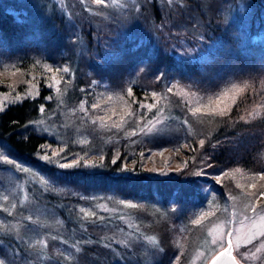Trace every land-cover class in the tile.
Returning <instances> with one entry per match:
<instances>
[{"label": "trees", "instance_id": "1", "mask_svg": "<svg viewBox=\"0 0 264 264\" xmlns=\"http://www.w3.org/2000/svg\"><path fill=\"white\" fill-rule=\"evenodd\" d=\"M133 17L102 26L83 5L70 10L59 0H0V91L9 94L0 111V147L69 187L72 204L49 200L68 228L89 230L98 220L96 214L75 219L73 201L83 194H116L143 214L154 202L186 210L203 204L210 191L222 195L264 172V0H142ZM234 89L223 115L202 107ZM83 99L101 105L92 109L110 123L96 118L92 125L107 136L67 152L63 139L51 141L36 122L62 128L65 116L80 118ZM141 101L155 107L140 109ZM162 102L172 129L143 134L139 122ZM41 145L80 163L52 164L38 156ZM83 154L94 167L83 165ZM256 183V189L247 185L249 193L258 194L264 180ZM181 222L178 214L146 222L162 246L152 262L122 259L93 242L87 264H181Z\"/></svg>", "mask_w": 264, "mask_h": 264}, {"label": "rangeland", "instance_id": "2", "mask_svg": "<svg viewBox=\"0 0 264 264\" xmlns=\"http://www.w3.org/2000/svg\"><path fill=\"white\" fill-rule=\"evenodd\" d=\"M59 2H65L70 10L78 4L83 5L91 15H96L98 24L103 26L108 19L124 25L133 22V16L137 13L142 0H105L103 5H97L95 0H59ZM240 10L241 5L235 8V11L240 12ZM55 81H59V77H54L52 81L53 85L59 86ZM234 92L235 89L225 90L219 94V97L224 93H227V96H223L218 110H223L232 103ZM8 95L5 91H0V108L7 103ZM82 101L85 102V110L81 111L80 107L78 108L80 118L65 116L62 120V128L52 126L47 119L43 120L44 127L52 138L51 141L61 138L63 145L68 144L71 147L67 152L79 151L77 145L84 144L81 141L99 142L107 136V134L103 135L105 133L103 131L101 133L95 131L92 124L97 120L98 115L87 99ZM141 104L145 105L146 102L139 103L140 109ZM213 107L215 108L216 105L213 104ZM168 108L169 105L162 102L149 119L139 122V129H145L143 134L172 129L173 125L167 120ZM100 117L108 116L105 117L100 113ZM113 119L117 118L113 117ZM100 122L110 123L108 120ZM108 128L107 126L106 129ZM148 128H152L153 131L148 132ZM109 137L113 136L109 134ZM54 151L49 145H45L38 156L41 158L45 154L51 156ZM65 153L62 152L60 156L47 161L57 166L61 163H71L73 160L62 161ZM2 156H8L9 160L15 162L10 164L0 159V260H3L4 264H87L86 250L93 242L104 244L114 255L122 259L130 256L133 260L140 257L142 262H152L162 246L158 231L148 228L146 222L150 219L172 217L174 214L180 216L181 225L186 230L184 238L181 239L180 251L183 252L181 264H208L211 256L222 249L220 242L222 241L223 246H226L229 231L233 233L231 237L233 254L240 263L264 264V235H258L264 232V221L258 218L264 216V198L257 201L256 196L248 195L249 189H247V185L259 182V178H250L248 181L245 178L240 179L236 182L238 189L232 188L222 195L210 191L207 200L198 207L170 210L154 202L151 210L146 211L145 214L137 212L130 201L116 194L99 191L83 194V197L73 201L76 206L75 219L78 221L85 219L86 216L80 211L85 209L95 213L98 220L93 221L94 226L89 230H79L75 226L66 227L63 219L49 202V200H58L72 204L71 198L67 197L69 195L67 185L60 184L56 179L27 162L14 159L6 149L0 147V157ZM81 158L83 165L87 160L93 163L85 166L94 167L96 162L91 157L83 154ZM17 165L28 171H21ZM203 176L213 179L219 177L209 174ZM42 179L45 182H42ZM4 196L8 199L5 200ZM121 201L124 203H120ZM250 203L257 204L258 208L255 225L245 219V216H253L250 207H246ZM29 217L31 219H28ZM201 217L203 219L199 225L192 223L193 220ZM82 226L85 228V225ZM253 236L256 238L250 243H245ZM148 237H155V242L147 239ZM40 240L45 241V246L42 247L37 243ZM213 240H217L218 243L213 245Z\"/></svg>", "mask_w": 264, "mask_h": 264}, {"label": "snow or ice", "instance_id": "3", "mask_svg": "<svg viewBox=\"0 0 264 264\" xmlns=\"http://www.w3.org/2000/svg\"><path fill=\"white\" fill-rule=\"evenodd\" d=\"M95 3H96L97 5H103V4L105 3V0H95ZM49 71H51V69H49ZM63 71H64V72H68L69 69H68V68H64ZM161 78H162V74L159 75V76H157V79H158V80L161 79ZM55 82H56V84H59V83H60V81H55ZM167 91H168L169 93H171V92L173 91L172 87H169ZM128 95H129V96H132V95H133V91H132L131 88L128 89ZM152 96L155 97V96H156V93L153 92V93H152ZM223 96H227V93H224ZM223 96H221V97H217V99H216L215 101H212V100L210 99V100H209V104L202 105V107H203L205 110H207V111H210V112H216V111H217V108H218L219 105L222 103ZM47 98L50 99L51 97H47ZM121 98H122V97H121ZM112 99H113V98H112L111 96L108 97V100H112ZM213 103L216 105L215 108H213V107L210 106V105L213 104ZM140 106H141V107H147L148 109H152V108L155 107L154 104H148V105H143V104H141ZM91 107L94 108V109H97V108H100L101 105H100L99 103H93V104L91 105ZM129 107H130V106H129ZM2 110H3V109L0 108V111H2ZM80 110H81V111H84V110H85V102H83V101H82L81 104H80ZM40 111H41V112H44V111H45V109H44L43 106L40 107ZM161 111H162V109H161ZM192 111H193L194 113H199V112L201 111V107H197V108L193 109ZM131 114H132L131 112L127 113V115H131ZM220 114L223 115V114H224V111L221 110V111H220ZM97 119H98V120H101V121L104 120L103 117H99V118H97ZM109 119H111V117H109ZM123 119H124V117L122 116V117H121V120H123ZM36 123H43V122H42V121H37ZM157 123H160V121H157ZM185 123H187V121H185ZM113 126L116 127V128H120V127H121V125H120L119 123H116V122H113ZM141 131L143 132V131H145V129H141ZM147 131H148V132H152L153 129H152V128H148ZM134 134H135V133H133V135H134ZM81 143L86 144L87 141L84 140V141H81ZM199 143H200L201 145H203V144L205 143V141H204V140H201ZM49 147H50V146H49ZM41 148H44V146L41 145ZM63 151H64L63 149H61L60 152H55V151H54V152H52V155H51V156L45 154L42 158H43L44 160H52L53 157L60 156V154H61ZM161 154H162V153H161ZM0 159H3L4 161H6V162H8V163H10V164H14V163H15L14 161L9 160L8 156H2V157H0ZM79 163H80V160H73L71 163H61L59 166L62 167V168H68V167L76 166V165L79 164ZM92 163H93L92 161H87V160L84 161V164H85V165H89V164H92ZM185 163H186V162H185ZM17 167H20V166L17 165ZM20 170H21V171H24V172H27V171H28V169H26V168H22V167H20ZM225 175H226V174H225ZM258 177H259V180H264V172L259 173V174H258ZM217 180L219 181V180H220V177H217ZM42 182H45V181H43V179H42ZM241 187H243V185H241ZM248 187L251 188V189H256V188H257V183H251V184L248 185ZM259 189H260V191L258 192V194H257V193H249L248 195H250V196H256L257 201H258L260 198H264V183L259 184ZM4 199L7 200L8 197H7V196H4ZM120 203H124V201H121ZM246 207H250L251 212L253 213V216H252V217L245 216V219L251 221V222L255 225L256 218H257V216H258V208H257V204H252V203H250L249 205H246ZM80 211H81L82 213H84L85 216H94V215H95V213H93V212H89V211H86L85 209H80ZM258 218H259V220L264 221V216H258ZM28 219H31V217H29ZM202 219H203V217H201L200 219L193 220L192 223L195 224V225H199V224L201 223V220H202ZM227 235H228V237H229V239H228V241H227V247H224V246H223V242L221 241V242H220V246H221V248H222V251H218V252H216L215 255H212V256H211V259L208 261V264H217V261H220L222 258H224V257H226V256L229 257V258H230L231 260H233V261L236 260V257L232 255L233 247H234V246H233V243H232V239H231V237L233 236V233H232L231 231H229V232L227 233ZM258 235H264V232H260V233H258ZM255 238H256L255 236L250 237L248 240L245 241V243H250L251 240H252V239H255ZM147 239H149L150 241L155 242V237H148ZM37 243H38L39 245H41L42 247L45 246V241H43V240L37 241ZM217 243H218L217 240H213V241H212V244H213V245H215V244H217ZM236 247H239V245H236ZM257 251H259V249H257ZM253 256H255V253H253ZM0 264H4V261H3V260H0Z\"/></svg>", "mask_w": 264, "mask_h": 264}, {"label": "water", "instance_id": "4", "mask_svg": "<svg viewBox=\"0 0 264 264\" xmlns=\"http://www.w3.org/2000/svg\"><path fill=\"white\" fill-rule=\"evenodd\" d=\"M228 239H229V237L227 235V241H228ZM225 247H227V244ZM219 251H222V249ZM232 255L234 256L233 252H232ZM217 264H242V263H240L237 259L235 261H233L229 257L226 256V257L222 258L220 261H217Z\"/></svg>", "mask_w": 264, "mask_h": 264}]
</instances>
